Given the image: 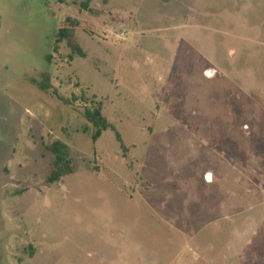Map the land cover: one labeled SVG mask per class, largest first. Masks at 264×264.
<instances>
[{"label": "rangeland", "instance_id": "1", "mask_svg": "<svg viewBox=\"0 0 264 264\" xmlns=\"http://www.w3.org/2000/svg\"><path fill=\"white\" fill-rule=\"evenodd\" d=\"M0 264H264V0H0Z\"/></svg>", "mask_w": 264, "mask_h": 264}, {"label": "trees", "instance_id": "2", "mask_svg": "<svg viewBox=\"0 0 264 264\" xmlns=\"http://www.w3.org/2000/svg\"><path fill=\"white\" fill-rule=\"evenodd\" d=\"M61 2L63 0H60ZM90 1V0H88ZM167 1V0H162ZM74 28L70 27L69 24H66L65 22L62 23L57 31V40L56 42L61 43L63 41L67 42L68 46L74 51V54L79 55L80 57L83 56V53L80 49V47L76 44L74 39ZM40 88L44 91H47L50 89V86L39 84ZM56 94V93H55ZM58 98L66 103L69 104V100L58 96ZM85 117L93 124L95 130L92 133V140L94 142H97L102 134L107 130H112L115 132V136L117 141L120 143L121 148L124 149V144L122 142L121 136L116 131L115 127H113L103 116L102 111L100 108L96 110H86L84 113ZM89 130L84 129V133H87ZM50 152L54 156V163H53V170L51 171V174L48 178V181L50 183H56L61 180L62 177L69 175L72 173V166H71V160L69 158L68 154V147L67 145L61 143V142H55L53 143L50 148Z\"/></svg>", "mask_w": 264, "mask_h": 264}, {"label": "built area", "instance_id": "3", "mask_svg": "<svg viewBox=\"0 0 264 264\" xmlns=\"http://www.w3.org/2000/svg\"><path fill=\"white\" fill-rule=\"evenodd\" d=\"M125 34H126V31H123V32L120 34V36H121V37H124Z\"/></svg>", "mask_w": 264, "mask_h": 264}]
</instances>
